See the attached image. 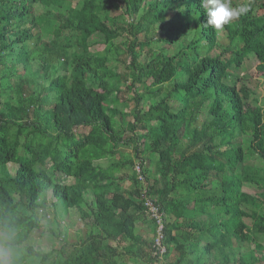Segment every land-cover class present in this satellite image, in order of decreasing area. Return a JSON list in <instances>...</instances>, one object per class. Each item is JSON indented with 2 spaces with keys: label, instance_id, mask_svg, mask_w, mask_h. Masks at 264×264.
I'll list each match as a JSON object with an SVG mask.
<instances>
[{
  "label": "trees",
  "instance_id": "obj_1",
  "mask_svg": "<svg viewBox=\"0 0 264 264\" xmlns=\"http://www.w3.org/2000/svg\"><path fill=\"white\" fill-rule=\"evenodd\" d=\"M231 3L249 11L215 30L205 0H0V264L256 263L238 250L264 252V0ZM148 196L163 254L138 226Z\"/></svg>",
  "mask_w": 264,
  "mask_h": 264
},
{
  "label": "rangeland",
  "instance_id": "obj_2",
  "mask_svg": "<svg viewBox=\"0 0 264 264\" xmlns=\"http://www.w3.org/2000/svg\"><path fill=\"white\" fill-rule=\"evenodd\" d=\"M235 1H238V0H235ZM241 1V3H246L247 1H251V0H239ZM232 4V3H231ZM233 6V5H232ZM96 39H99V37H96ZM100 46V45H99ZM99 49L101 47H98ZM257 64V60L255 59V57L253 56H250V57H247L244 62H243V71L241 72L240 71V74H249V76H253V75H256L255 74V65ZM257 79L256 82L258 83V86L256 88V93L255 95H252L251 97H254L256 99V101L258 103L261 102L260 100V97L261 95L263 94V90H264V80L262 77H257L255 78ZM128 97L129 95L127 94L126 95H120L119 96V102L117 104V106L119 107V109L121 110H124V111H128L130 109V103L128 105ZM254 104V103H253ZM204 118V114L201 113V115L199 116V119H203ZM118 151L120 152V156H118L117 154L115 155V159H121L122 161H130V160H133L134 159V155H133V150L131 147H125V146H121V145H118ZM144 156H145V161H147V164H151L148 160V155L147 153H144ZM100 163H107V160H102L100 161ZM252 163V162H251ZM254 164H257L259 165V162L258 161H255ZM262 165V163H260ZM127 165V164H125ZM128 166V165H127ZM9 167H10V171L13 172L15 170V166L12 165V164H9ZM134 168V166H133ZM129 170V167H126L124 166V168L118 173L119 175H121L122 177L125 176V174H129L130 172L128 171ZM151 178V177H150ZM128 181V180H127ZM126 180H124V182H122V187L124 189H127L129 187L128 185V182ZM254 190H256L255 187L253 186H243L242 187V191L243 192H253ZM45 202H46V208L44 210H40L39 213L41 214H45V221L48 220L49 222L52 221V217H51V214L53 212V207L51 206V201H54V198L50 195V193L48 192L47 195H45ZM67 213L66 215H63L64 218H62L63 216H58V219L61 220V223H63L64 225H68V229L69 231H73L75 228H78L81 226V221L79 220V216H78V213L77 211L73 210V209H70V210H67L65 208H63V211L62 213ZM206 217L205 216H200L198 217V219H205ZM150 218L148 217V215L145 217V220L144 221H139L138 223V226H139V229L142 231V234L152 240V237H154V235L149 232V230L153 227V224L152 222L149 220ZM169 220V217L168 219ZM53 223V222H52ZM52 226H55L53 224H51ZM35 238H38L36 239V241H34L33 243L38 247L40 248L41 250L43 251H50L52 248H55L57 249L59 247V241L57 238L51 236L48 232L44 233L42 236H36ZM60 239V238H59ZM258 241L264 246V237H259L258 238ZM237 245H239V243H237ZM233 246H235L233 244ZM173 246L171 245V248ZM231 249H236L235 247H231ZM239 252H242V253H248V252H252V255H254L255 257H257V261L255 264H264V252L263 251H258V250H253V244L251 243H241L240 246H239ZM237 251V252H238ZM229 252V250H228ZM235 252V253H237ZM201 253V252H200ZM214 255H218V252H214ZM54 256V255H53ZM230 256H232V254L230 253ZM233 257V256H232ZM235 258H238V256H234ZM174 258V255L169 252L168 254H166L165 257H163V263H168V262H171V260Z\"/></svg>",
  "mask_w": 264,
  "mask_h": 264
},
{
  "label": "clouds",
  "instance_id": "obj_3",
  "mask_svg": "<svg viewBox=\"0 0 264 264\" xmlns=\"http://www.w3.org/2000/svg\"><path fill=\"white\" fill-rule=\"evenodd\" d=\"M207 25L215 30H222L232 20L239 18L249 11L248 6L233 7L231 0H205Z\"/></svg>",
  "mask_w": 264,
  "mask_h": 264
},
{
  "label": "built area",
  "instance_id": "obj_4",
  "mask_svg": "<svg viewBox=\"0 0 264 264\" xmlns=\"http://www.w3.org/2000/svg\"><path fill=\"white\" fill-rule=\"evenodd\" d=\"M134 169L140 173V166L135 164ZM140 180L142 179V175L140 173L139 177ZM144 209L150 219L153 220L155 226V233L153 237L154 246L156 247L159 254H163L165 251V246L162 244L164 238V213L159 210L158 205L153 202V197H145L144 198Z\"/></svg>",
  "mask_w": 264,
  "mask_h": 264
}]
</instances>
